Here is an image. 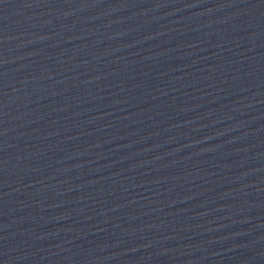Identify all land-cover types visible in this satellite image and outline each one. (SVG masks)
Masks as SVG:
<instances>
[{"label":"water","instance_id":"95a60500","mask_svg":"<svg viewBox=\"0 0 264 264\" xmlns=\"http://www.w3.org/2000/svg\"><path fill=\"white\" fill-rule=\"evenodd\" d=\"M0 264H264V0H0Z\"/></svg>","mask_w":264,"mask_h":264}]
</instances>
